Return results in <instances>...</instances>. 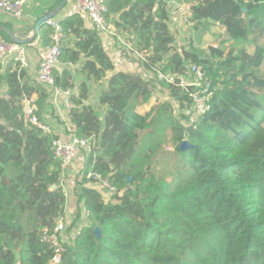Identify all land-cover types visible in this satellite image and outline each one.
<instances>
[{
	"label": "trees",
	"instance_id": "1",
	"mask_svg": "<svg viewBox=\"0 0 264 264\" xmlns=\"http://www.w3.org/2000/svg\"><path fill=\"white\" fill-rule=\"evenodd\" d=\"M175 1L189 9V31L206 34L220 23L225 31L218 32L217 47L201 50L193 40L178 46L168 0H107L127 51L138 53L134 60L145 74L118 70L82 16L61 20L63 66L55 69V86L71 92L69 120L93 144L74 187L77 212L59 263L41 239L42 230L65 215L52 149L56 135L23 115L28 98L37 93L39 109L47 92L18 62L5 69L0 264H264V0ZM0 23L12 32L8 22ZM192 64L206 69L215 90L211 109L193 121L184 112L192 102L177 84ZM103 83L102 114L88 100L92 87ZM164 91L169 102L137 112ZM167 130L178 155L172 169L156 159ZM184 140L191 146L181 150ZM89 171L109 177L117 192L107 197L90 186Z\"/></svg>",
	"mask_w": 264,
	"mask_h": 264
},
{
	"label": "built area",
	"instance_id": "2",
	"mask_svg": "<svg viewBox=\"0 0 264 264\" xmlns=\"http://www.w3.org/2000/svg\"><path fill=\"white\" fill-rule=\"evenodd\" d=\"M27 2L28 0H0V10L15 17H22L23 9ZM75 15H85L93 25V28L100 34L113 35L116 32L115 25L110 19L107 0H69V7L65 17ZM185 20L188 21L187 16H185ZM46 23L51 28V43L40 54L39 79L41 83L50 86L55 94L66 95V104L71 107L69 99L71 92L56 87L54 77L55 69L60 63L61 42L64 38L63 26L61 20L56 18H49ZM124 47L131 49L126 41H124ZM214 47H217V45ZM25 51L24 45L9 41L0 33V79L10 61L18 62L22 68L27 66ZM132 52L134 56L138 55V53ZM188 69V76H179L177 84L189 96L192 102V111L195 115V120H197L211 109V100L215 90L213 80L207 75V71L202 65L192 64ZM189 76L190 78H188ZM159 77L165 78L161 72ZM169 80L172 81L174 78H169ZM38 111L34 97L26 100L23 109L25 122L38 127L45 133L56 135L52 149L61 170L60 183L63 184L65 170L76 163L80 150H87L91 147L93 139L78 136L72 125L67 129L66 133L55 134L51 125L41 120ZM193 119L192 117L191 120ZM85 171L86 162L81 165L79 163V172L82 174ZM87 177L91 180L94 187L105 196L109 197L117 192V186L113 184L109 177H104L101 173L95 171H89ZM66 225V219L63 216L58 219L53 228L45 227L42 230V241L48 243L55 251L52 259L53 263L61 261L62 253L65 250L63 242L65 239L64 233L67 229ZM74 236L75 234H73Z\"/></svg>",
	"mask_w": 264,
	"mask_h": 264
},
{
	"label": "crops",
	"instance_id": "3",
	"mask_svg": "<svg viewBox=\"0 0 264 264\" xmlns=\"http://www.w3.org/2000/svg\"><path fill=\"white\" fill-rule=\"evenodd\" d=\"M63 0H28L27 4H25L23 9V15L22 17H15L11 14H8L2 10H0V20L4 22H8L11 25L12 32H14L17 36L20 38H32L29 41L28 39H25L27 42L24 43H18L21 45H24L26 48L25 51V57L27 60V66L26 74L27 78L30 82H35L40 85L43 90H45L46 95L42 96L41 98V105L39 106V116L41 120L53 128V131L55 134H63L67 132V129L72 125L69 120V113H70V107L66 104V95L64 94H55L53 92V89L40 82L39 79V60H40V54L46 50L48 45L51 43V28L47 25L46 20L41 21L44 16L47 14H52L54 17L59 20H62L65 17L67 8L69 7V0L66 5L61 7ZM170 2L171 11L178 14L179 16L182 15L181 24L184 26L183 21V10L181 8V4H178L175 0H168V3ZM188 9V8H187ZM189 11V9H188ZM190 14V13H189ZM173 15V13H172ZM85 20V26L88 28H93V25L89 21V19L85 15H80ZM184 15V19H185ZM175 18V15H173V19ZM110 19L112 22H114V16L110 15ZM39 22V24H38ZM172 24L174 25V28L177 29L179 32L182 28H178L175 24V20H173ZM115 25V24H114ZM116 28V27H115ZM186 28H184L185 30ZM218 31L220 34H222L225 29L217 23V25L213 26V32ZM100 34V33H99ZM102 38L103 45L109 55L113 58L114 63L116 65V68L118 70H138L142 73H146L145 70L138 65V63L134 60L136 56L133 55L132 52H128L129 50L124 47V41H128L126 37H124L122 34H120L117 29L115 34L108 35V34H100ZM220 37H216L213 39L209 44V46H215L219 45ZM253 48L251 47V50ZM128 50V51H127ZM11 63V61H10ZM62 66L60 63L57 66L58 69H62ZM75 66L71 65L69 66V69H73ZM190 78V76L188 77ZM105 84H97L92 87L91 96L89 97L88 103H90L92 106H94L97 110H99L102 114L105 112V107L101 106L99 103V97L100 93L103 90ZM77 89V87H76ZM75 89V90H76ZM6 88L2 84L0 85V96L5 95ZM32 97H34L36 100L39 101V95L36 93ZM30 97V98H32ZM28 98V99H30ZM27 99V100H28ZM163 102H169L170 97L169 93L164 91L156 95L151 99V101L147 104L138 105L137 106V112L143 114L148 109H150L153 105ZM173 108L174 110H178L179 103L175 100H172ZM38 108V107H37ZM176 110V111H177ZM169 150H173V146H168ZM87 150H80V154L83 155ZM88 154V153H87ZM84 157V156H83ZM78 160V159H77ZM80 161H82L80 159ZM80 161H77L78 168ZM74 166L69 167L65 170V176L63 180V188L65 185L69 184L73 180L81 179V172L75 171ZM66 179V182H65ZM76 181V183H77ZM65 182V184H64ZM75 184L72 186H68L73 188L72 191H74ZM90 186L94 187L92 183H90ZM95 188V187H94ZM65 191V190H64ZM67 196V192H65ZM76 209H77V198H76V205L72 209V213L69 215L66 213V207H65V219H66V227L72 223L76 216ZM71 210V209H70ZM70 212V211H69ZM84 214V212H83ZM74 215V216H73ZM84 217V216H83ZM72 220L70 221V219Z\"/></svg>",
	"mask_w": 264,
	"mask_h": 264
},
{
	"label": "rangeland",
	"instance_id": "4",
	"mask_svg": "<svg viewBox=\"0 0 264 264\" xmlns=\"http://www.w3.org/2000/svg\"><path fill=\"white\" fill-rule=\"evenodd\" d=\"M180 6H181V8L183 10V21H184L185 20L184 19V15H186L187 18H189L190 14H189L188 9L184 5H180ZM173 15H175L174 20H175L176 26L181 29L182 26H183V24H181L182 15L179 16L176 13H173ZM172 28H173V30H175V32L177 34V38H178L177 45L178 46L188 45L189 41L193 40L195 45L197 46V48L201 49V50H206L208 48V44L213 39H215L218 36V31H214L213 32V30H210L206 34H201V33H199L198 31H195V30L189 31V29H192V28L187 27L186 25H184L183 28L179 32L177 31V29L174 28L173 24H172ZM184 28H186V29L184 30ZM184 112L186 114L190 115V119L193 117L194 118L193 120H195V115H194V113L192 111V108L191 109H187ZM166 135H167V140L164 143L163 150L161 149V151L159 152V154L156 157V159H159L160 163H164V164L167 165L168 168L172 169L174 164H175V162H176V160H177L178 155L175 152V150L171 151V150L168 149V146H173V147L175 146L174 143L172 142L171 133H170L169 130L166 131ZM90 151H91V147H89L87 149V151L83 155L79 154V158H78L77 161H80V159L82 160V161H80V165L81 164H85ZM77 161L72 166H74L77 169V171H79ZM76 169H75V171H76ZM76 181H77V179L73 180L72 182H70L69 184L65 185V187H64L65 192H67V194H69V196L66 195V213L68 215L73 212L72 209L76 205V195H75L74 191H72L73 188H71V187L68 188V186H72L73 184L76 183ZM65 182H66V179H65ZM65 182H64V184H65ZM71 220H72V218L70 219V221ZM69 226L70 225H68V227Z\"/></svg>",
	"mask_w": 264,
	"mask_h": 264
},
{
	"label": "water",
	"instance_id": "5",
	"mask_svg": "<svg viewBox=\"0 0 264 264\" xmlns=\"http://www.w3.org/2000/svg\"><path fill=\"white\" fill-rule=\"evenodd\" d=\"M67 2H68V0H63V2H62V4H61V7L64 6V5H66ZM52 17H54V15H52V14H47L46 16H44V17L42 18V20H40V22L43 21V20L45 21V20H47V19H49V18H52ZM38 24H39V22H38ZM0 29H3L4 31H6L10 36H12V38H13L16 42H19V43H24V42H27V41H29L30 39H32V38H30V37H28V38H20V37L17 36L14 32H10V31H8V30H7V29H6L1 23H0ZM25 39H28V40L26 41ZM190 146H191V143H190L189 140H184L183 142H181V143L179 144V148H180L181 150H186V149H188ZM130 179H131V178H128V180H130ZM53 188H56V185H54ZM96 233H97L98 236L101 235V232H100L99 228H96Z\"/></svg>",
	"mask_w": 264,
	"mask_h": 264
}]
</instances>
